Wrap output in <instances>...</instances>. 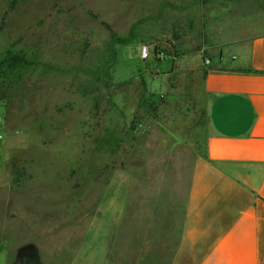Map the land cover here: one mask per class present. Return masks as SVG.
<instances>
[{
	"label": "rangeland",
	"instance_id": "374dc122",
	"mask_svg": "<svg viewBox=\"0 0 264 264\" xmlns=\"http://www.w3.org/2000/svg\"><path fill=\"white\" fill-rule=\"evenodd\" d=\"M263 32L264 0H0V55L34 62L0 78L7 264H102L122 237L132 264H198L254 199L207 158L204 75ZM163 223L194 244L160 245Z\"/></svg>",
	"mask_w": 264,
	"mask_h": 264
},
{
	"label": "crops",
	"instance_id": "0c3cea01",
	"mask_svg": "<svg viewBox=\"0 0 264 264\" xmlns=\"http://www.w3.org/2000/svg\"><path fill=\"white\" fill-rule=\"evenodd\" d=\"M203 84L212 99L207 158L220 164L243 166L245 170L239 179L253 191L254 199L210 243L198 264H264V32L255 35L245 51L219 52L208 66ZM158 230L166 236L162 240H171L161 241L160 245L194 244V241H176L180 230L185 231L188 240L193 229L187 225L155 226L154 231ZM136 240V237H122L106 243L107 258L102 264L145 261L143 245ZM76 251L74 264H98L97 260L80 261L79 250ZM0 264H7L3 249H0Z\"/></svg>",
	"mask_w": 264,
	"mask_h": 264
},
{
	"label": "trees",
	"instance_id": "16d2710c",
	"mask_svg": "<svg viewBox=\"0 0 264 264\" xmlns=\"http://www.w3.org/2000/svg\"><path fill=\"white\" fill-rule=\"evenodd\" d=\"M157 52H159L158 49ZM33 63L34 62L24 52L14 54L8 51L5 55H0V78L6 79L14 77Z\"/></svg>",
	"mask_w": 264,
	"mask_h": 264
},
{
	"label": "built area",
	"instance_id": "2783aa9c",
	"mask_svg": "<svg viewBox=\"0 0 264 264\" xmlns=\"http://www.w3.org/2000/svg\"><path fill=\"white\" fill-rule=\"evenodd\" d=\"M149 54H150V51H149L148 46H144V47L142 48V56H143V57H148Z\"/></svg>",
	"mask_w": 264,
	"mask_h": 264
},
{
	"label": "flooded vegetation",
	"instance_id": "af4514ba",
	"mask_svg": "<svg viewBox=\"0 0 264 264\" xmlns=\"http://www.w3.org/2000/svg\"><path fill=\"white\" fill-rule=\"evenodd\" d=\"M22 254H23V253H22ZM22 254H21V255H22Z\"/></svg>",
	"mask_w": 264,
	"mask_h": 264
}]
</instances>
